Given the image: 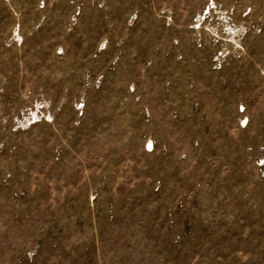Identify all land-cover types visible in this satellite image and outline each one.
<instances>
[{"label": "rangeland", "instance_id": "obj_1", "mask_svg": "<svg viewBox=\"0 0 264 264\" xmlns=\"http://www.w3.org/2000/svg\"><path fill=\"white\" fill-rule=\"evenodd\" d=\"M0 264H264V0H0Z\"/></svg>", "mask_w": 264, "mask_h": 264}]
</instances>
